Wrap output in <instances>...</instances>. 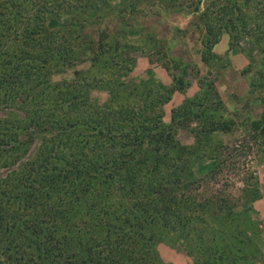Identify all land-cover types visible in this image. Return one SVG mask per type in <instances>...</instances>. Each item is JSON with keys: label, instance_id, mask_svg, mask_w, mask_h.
Masks as SVG:
<instances>
[{"label": "rangeland", "instance_id": "obj_1", "mask_svg": "<svg viewBox=\"0 0 264 264\" xmlns=\"http://www.w3.org/2000/svg\"><path fill=\"white\" fill-rule=\"evenodd\" d=\"M51 1L55 8L66 2L71 7L49 14L48 42L57 38L52 41L59 43L62 32L69 30L68 37L78 35L76 41L83 40L90 50L101 49L104 42L110 45L102 61L109 71L90 70L99 85L90 101L110 106V114L117 112L119 119L124 109L131 117L141 113L146 95L158 97L153 114L162 112L164 122L174 129L172 143L190 155L185 166L190 167L187 180L192 184L190 192L182 194L193 196L194 205L179 223L187 224V233L172 227L178 218L169 225L156 222L158 244L135 247L131 253L126 249L131 239L119 222L132 226L130 206L136 207L121 203L119 190L103 187L105 217L99 211L100 218H84L74 201H57L56 194L52 199L51 194L69 189L61 178L59 185H51L35 172L39 128L28 124L18 107L0 106V264H38V253L52 261L54 250L43 241L59 239L62 232L70 239L94 238V260L99 264L121 257L118 264H126L128 256L135 264H207L218 252L222 254L216 264H226L232 256L235 264H264V0ZM70 19L79 26L67 29ZM68 44V49L74 48L71 41ZM58 78L73 75L61 71ZM2 87L0 98L5 96ZM37 93L40 97L44 91ZM172 114L179 121H172ZM11 151L19 155L12 159L7 155ZM19 169L26 174L17 175ZM138 211L141 218L147 216ZM36 213L33 221L43 229L39 237L29 227ZM241 225L248 231L233 238ZM35 240L36 246L28 245ZM120 244L125 250L114 256ZM83 253L74 258V253L65 254L63 264H91L80 261Z\"/></svg>", "mask_w": 264, "mask_h": 264}, {"label": "trees", "instance_id": "obj_2", "mask_svg": "<svg viewBox=\"0 0 264 264\" xmlns=\"http://www.w3.org/2000/svg\"><path fill=\"white\" fill-rule=\"evenodd\" d=\"M90 5H93L92 1L89 8ZM53 7L51 0H0V85L5 91V96L0 98V106L18 107L24 111L25 121L39 128L41 144L32 163L38 178L42 182L48 178L51 185H59L61 178L69 190L51 194L52 199L56 194L57 201H74L84 218L88 215L100 218L97 212L105 207L102 206L100 188L113 192L119 190L121 203L125 201L128 205L131 202L136 207L133 210L130 206L128 217L134 220L132 226L123 225L125 221L119 222L122 231L124 228L127 238L131 239L127 244L129 248L126 247L131 253H134L135 247L141 250L147 245L155 247L158 244L153 229L157 226L156 222L169 225L172 218H178V223L172 227L187 233V224L179 223L188 217L194 205L193 196L187 192L182 194L184 191L190 192L192 184V180H187L192 176L190 167L185 166L190 161V155H184L183 150L176 147L178 144L172 143L174 129L164 122L162 112L153 114L158 97L146 95L141 113L135 112L131 117L124 109L119 113V119L114 115L117 112L110 114V106L90 101L91 91L99 86L90 70L109 71V66L105 69L103 62L110 45L104 42L101 49L90 50L84 46L83 40L76 41L78 35L68 37L69 30L67 34L62 32L64 36L61 34L59 43L52 41L57 38L48 42V37L52 35L48 33L49 14L64 12L71 5L66 2L55 9ZM78 26L79 23L72 19L65 25L67 29ZM69 41L74 48L68 49ZM202 59L205 61V52L204 55L202 52ZM78 65L82 66L77 68ZM61 71H70L73 79H56ZM39 90L44 91L40 97L37 96L40 95L37 93ZM166 93L163 92L164 97ZM166 101L163 100V103ZM173 114L171 119L175 122L178 119ZM18 151L16 154L11 151L7 155L14 159L19 155ZM19 170L17 175L26 174V171ZM178 187L180 193L177 192ZM108 208L106 206V212ZM138 210L145 211L147 216L141 218V215H137ZM102 211V217H105ZM37 215L34 214L29 220V227L39 237L43 229L33 221ZM241 227L243 229L233 232V238L248 231V228ZM226 228L232 229L234 226L228 225ZM57 238L43 241L55 251V264H63L65 254L68 257L74 253L72 258L80 257L76 254L80 251H85L80 261L99 264L94 260V238L70 239L63 232L61 239ZM43 242H39L40 247ZM37 243L38 240L30 241L28 245L36 246ZM116 250L114 256L119 254V250H125L124 245L120 244ZM105 251L101 256L103 260L107 258L108 249ZM54 254L51 261L38 253V264H53ZM221 254L218 252L212 260L208 258L207 264H216ZM129 258L131 260L128 256L126 264H135ZM117 259L110 258L103 264L122 261V257L120 261ZM225 263L235 264L234 256Z\"/></svg>", "mask_w": 264, "mask_h": 264}]
</instances>
